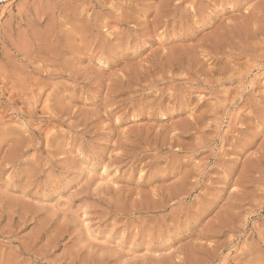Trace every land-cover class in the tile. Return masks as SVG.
<instances>
[{
	"label": "rangeland",
	"instance_id": "1",
	"mask_svg": "<svg viewBox=\"0 0 264 264\" xmlns=\"http://www.w3.org/2000/svg\"><path fill=\"white\" fill-rule=\"evenodd\" d=\"M0 264H264V0H0Z\"/></svg>",
	"mask_w": 264,
	"mask_h": 264
}]
</instances>
